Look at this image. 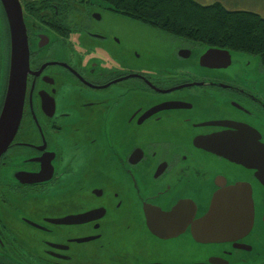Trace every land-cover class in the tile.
<instances>
[{
    "label": "flooded vegetation",
    "instance_id": "af4514ba",
    "mask_svg": "<svg viewBox=\"0 0 264 264\" xmlns=\"http://www.w3.org/2000/svg\"><path fill=\"white\" fill-rule=\"evenodd\" d=\"M20 2L29 71L0 158V264H264L263 62L203 66L207 46L91 0ZM12 61L0 0V119ZM222 194L226 219L208 222ZM247 207L251 227L217 239Z\"/></svg>",
    "mask_w": 264,
    "mask_h": 264
},
{
    "label": "trees",
    "instance_id": "16d2710c",
    "mask_svg": "<svg viewBox=\"0 0 264 264\" xmlns=\"http://www.w3.org/2000/svg\"><path fill=\"white\" fill-rule=\"evenodd\" d=\"M102 1L110 10L174 39L257 57L264 64V18L255 13L194 0Z\"/></svg>",
    "mask_w": 264,
    "mask_h": 264
},
{
    "label": "water",
    "instance_id": "95a60500",
    "mask_svg": "<svg viewBox=\"0 0 264 264\" xmlns=\"http://www.w3.org/2000/svg\"><path fill=\"white\" fill-rule=\"evenodd\" d=\"M2 2L6 8L10 20L13 42V61L10 89L0 119V158L12 144L20 127L27 87V75L29 71V46L21 2L20 0H2ZM207 48L210 49L207 50V52L202 56L203 66L226 68L233 63L232 54H235L233 51L221 48ZM237 54L250 57L246 54ZM257 59L260 60L259 58ZM235 194L236 192H230L227 196H232ZM221 196H223V199L217 198L215 202L216 206L211 209L210 214L207 216L206 220L208 222L215 223L217 221L218 224V222L226 219V213L221 207L218 206L222 200H226V195L222 194L220 197ZM249 200L253 201L251 194ZM246 216L247 218L242 226V229L240 224L238 228L234 227L233 232L219 233L217 235V239H230L238 236L240 233L246 232L254 221L252 207L246 208V215L244 217ZM229 217L230 216L228 214V218ZM231 223L232 222L229 224ZM209 240L211 239L209 238Z\"/></svg>",
    "mask_w": 264,
    "mask_h": 264
},
{
    "label": "rangeland",
    "instance_id": "374dc122",
    "mask_svg": "<svg viewBox=\"0 0 264 264\" xmlns=\"http://www.w3.org/2000/svg\"><path fill=\"white\" fill-rule=\"evenodd\" d=\"M91 1L99 4L102 8L110 10L109 5L102 0H91ZM194 1H196L197 3L203 6H211L216 3H221L229 11H249L264 18V0H194ZM116 14L118 16L124 17L118 13ZM133 23L144 26V24L140 22L134 21Z\"/></svg>",
    "mask_w": 264,
    "mask_h": 264
}]
</instances>
